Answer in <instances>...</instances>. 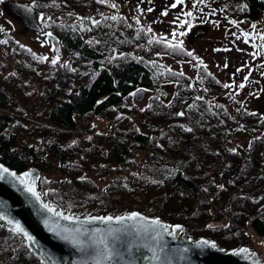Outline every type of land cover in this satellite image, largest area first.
<instances>
[{
    "label": "trees",
    "instance_id": "16d2710c",
    "mask_svg": "<svg viewBox=\"0 0 264 264\" xmlns=\"http://www.w3.org/2000/svg\"><path fill=\"white\" fill-rule=\"evenodd\" d=\"M28 1L35 2L39 10L55 12L56 29L53 32L48 23L46 27L60 35L68 56L56 65L51 63L54 74L44 76L40 98L30 102H25L22 94L11 89L10 81L0 76V159L17 169L33 162L48 169L44 151L52 153L66 174L59 179L57 188H48L44 182L46 174L41 175L39 184L43 192L54 190L47 197L59 205L67 208L71 204L70 210L118 212L137 207L171 221H184L191 234L211 235L226 245L245 242L254 246L246 227L251 225L255 233L264 235V199H261L264 198V120L260 119V112L244 106L236 113L231 112L227 101L218 97L224 80L204 63L206 70L196 66L200 62L194 64L193 75L188 70L169 67L157 58L149 59V55L166 51L180 59L193 60V56L186 55L191 51L187 47L173 52L163 43H148L162 35L149 33L147 28L141 31L143 26L129 27L124 19L105 20L102 16L97 19L101 21L99 26H93L90 21L92 34L86 38L71 21L59 18L68 9L83 10L87 0ZM244 2L248 7L242 13L247 17H257L264 9V0ZM7 35L18 46L14 49L13 44L12 52L24 51L14 35ZM132 49L140 53L135 54ZM166 83L174 87L167 100L155 92L145 103L144 111L129 114L131 107L123 100L132 97L134 89L147 86L162 90ZM198 96L203 99H195ZM183 107L185 115L176 116ZM23 111L29 113L26 127ZM95 113L110 118L109 130L88 133L80 129L71 139L78 123L87 130L95 126L92 124ZM39 115L62 128L57 132L43 128ZM187 127L193 131H185ZM258 127L263 129L262 133L247 136L244 143L238 141L235 147L229 145L231 134L244 129L254 132ZM28 133L45 134L43 144L28 141L25 137ZM50 134L53 137L47 139ZM142 147L147 152L138 171L118 170L102 186L89 173H83L84 168L94 164L102 165L103 173L112 171ZM80 176L87 179L81 181ZM78 196L84 201L78 200ZM226 215L230 219L229 228L234 229L232 234L242 229L241 240L232 241L231 233L226 240L222 228L198 232L201 223ZM3 239L11 241L4 244ZM0 264L42 263L20 235L3 225Z\"/></svg>",
    "mask_w": 264,
    "mask_h": 264
},
{
    "label": "rangeland",
    "instance_id": "374dc122",
    "mask_svg": "<svg viewBox=\"0 0 264 264\" xmlns=\"http://www.w3.org/2000/svg\"><path fill=\"white\" fill-rule=\"evenodd\" d=\"M174 2L175 0H151V2L149 0H143V2L142 0H107L105 4H100L96 0H87V5L83 10L71 12V9H68V12L64 13L59 20L68 19L78 27L86 38L92 34L88 30L90 26L89 17L98 19V17H111L113 15L122 17L124 23L128 26L132 25L133 28H138L139 26H143V29L151 27L152 33L156 36L166 35L172 38L171 33L173 31H176L177 34L180 31H185L188 34L178 38L184 41L185 48L187 47L193 52V60L180 59L166 51L156 52L154 55H149L148 58H157L169 67L188 70L193 75L195 74L194 64L202 61L218 77L224 80V84L232 85L230 88H223L218 94L219 98L227 101V106L231 112L236 113L239 107L244 106L249 110H258L261 114L259 115L260 119L264 120V39H261V36H264V9L257 17L251 18L242 13L241 5L245 4L244 0H203V3H196V0H184L182 5L172 8L171 4ZM111 3H115L117 7L112 8L110 6ZM45 5L48 6L47 4ZM149 7L153 9L152 12L147 11ZM141 9L143 10L142 12L140 11ZM165 10L168 11V15H161ZM49 11H46L45 8L37 9L39 20L43 24V29L39 30L25 24L21 17L17 13L10 11L4 2L0 3V41H4L0 42V76L2 78L6 77L10 81L11 89L22 94L25 102H30L37 97L40 98V93L44 89V76H47V74L52 76L54 74L51 59L57 54L61 60L68 56L59 34L46 35L51 30L54 32L53 28H55L53 19L55 12ZM189 11L192 12V16L183 15V13ZM41 13L44 16L43 20L40 19ZM137 18H139V23H137ZM123 19L121 20L123 21ZM233 20L237 23H231ZM47 23L51 30L46 27ZM187 24L192 25L191 29L187 27ZM253 25H255V28H253ZM244 33H248L247 38H245ZM7 34L14 35V39L23 45L24 51L17 49L16 52H12L13 44L16 46L14 49L18 46L9 40ZM54 47L56 51H54ZM107 47L109 49L110 45ZM215 49H220V51H215ZM224 49H229V51H224ZM132 51L135 54L140 53L137 49H132ZM40 56H46L48 60L40 61L37 59ZM196 57L199 60L195 59ZM225 63L228 64L227 68L224 67ZM237 69H240V71H237ZM245 77H248V79L245 80ZM241 83L245 87L240 88L239 85ZM168 88L169 90H167ZM161 89L145 86V95L142 98H137L136 96L125 97L123 102L125 101L131 107L129 114L138 115L152 93L157 92L165 99L169 98L173 89L172 85L166 83ZM182 111H184V107ZM28 116L29 113L23 111V120L26 121L24 123L25 127L29 124L28 120H26ZM38 117L42 120L43 128L47 130L51 128L57 132V129L62 128V126L46 119L44 115H39ZM92 117V124L95 125L96 129L92 125V129L87 130L78 123L73 128L70 138L74 139L80 129H84L88 133L97 129L109 130L111 123L109 117L97 113L93 114ZM8 127L11 128V125H8ZM22 129L24 130V128ZM60 132L67 133L66 131ZM262 132L263 129L259 127L254 132L244 129L238 133L231 134L228 143L231 147H235V145H238V141L244 143L247 136ZM44 135L28 133L25 137L28 141H33L40 146L44 142ZM50 137L53 136L51 134L46 136L47 139H50ZM146 152V147L137 148L135 153L129 155L125 162L112 171L103 173L101 170L102 165L94 164V166L90 165L84 168L83 173H89L102 186L111 176L116 175L114 173L118 170L120 172H127V170L138 171V167ZM44 155L46 163L50 165H46L48 169L43 170L47 177L45 179L50 181V183L46 184L48 188H57L60 182L59 179L63 178L66 172L60 167L59 159L52 153L44 151ZM77 198L80 201H84L81 196ZM229 220L226 215L219 219L205 221L199 225L198 232L202 233L205 230H210L207 225H212L213 230L222 228L220 230L222 234L226 235V240L229 233H231L232 241L241 240L242 229H237L232 234L234 229L225 227V225H228ZM3 225L6 226L5 224ZM217 225L220 226L217 227ZM246 228L251 233L252 237H250L254 246L261 250L264 257V235L255 233L251 225ZM3 240L4 244L11 241L8 239ZM12 241L17 244L15 239H12Z\"/></svg>",
    "mask_w": 264,
    "mask_h": 264
},
{
    "label": "snow or ice",
    "instance_id": "6c2138e0",
    "mask_svg": "<svg viewBox=\"0 0 264 264\" xmlns=\"http://www.w3.org/2000/svg\"><path fill=\"white\" fill-rule=\"evenodd\" d=\"M4 0H0V3H3ZM97 3L105 4L107 0H96ZM143 2V0H142ZM151 2V0H149ZM184 0H175L171 4L172 8H176L178 5H182ZM196 3H203V0H196ZM112 8H116L115 3H111ZM24 7L27 13H31L32 8L27 6ZM248 7L247 4L241 5V10H246ZM143 11L142 9L140 10ZM148 12H152L153 9L149 7ZM103 15V14H102ZM163 16L168 15V11L165 10L161 13ZM186 16H192V12L183 13ZM40 19L43 20L44 16L41 13ZM83 19V18H81ZM91 21L93 26H99L101 21L91 18H88ZM105 20L111 19L116 21L118 19H123L113 15L111 17H104ZM137 23H139V18H137ZM175 23V21H173ZM187 23V22H185ZM231 23L236 24L235 20ZM131 27V25H129ZM187 27L191 29L192 25L187 24ZM255 28V25H253ZM89 31L91 29H88ZM141 31H145L141 29ZM147 32H151V27L147 28ZM188 33L185 31H180L178 34L176 31L171 33L172 39H168L164 36H160L155 40L150 39L149 44L152 43H163L168 49L173 52L177 50L183 51L184 41L178 37H184ZM46 35L51 36L52 33H46ZM245 38H247L248 33H244ZM261 39H264V36H261ZM176 41V42H173ZM4 42V41H0ZM99 43V41H97ZM23 47V45H21ZM54 51H56L54 47ZM215 51H220V49H215ZM224 51H229V49H224ZM186 55L189 57L193 56V52L188 51ZM40 61L48 60L46 56L37 57ZM109 59H115V57H110ZM195 59L199 60L198 57ZM60 60V56L57 54L54 58L51 59V63L56 65ZM203 66L204 69H207L206 65H203V62L200 61L199 65ZM224 67L227 68L228 64L225 63ZM240 71V69H237ZM14 75V73H13ZM174 75H183V73H174ZM211 76V73H208ZM248 77H245L247 80ZM219 83V81H217ZM224 88L232 87L231 84H223ZM240 88L245 87L243 83L239 85ZM141 91L137 89V92ZM207 91V89H205ZM131 95L135 96L136 93ZM159 99V97H156ZM197 100H202L203 97H196ZM99 103V102H98ZM171 103V102H170ZM152 105H147V108H151ZM189 107H192L191 105ZM145 109H141L144 111ZM239 111V109L237 110ZM178 117H183L185 115L184 111H179L175 113ZM250 115H256L255 113H250ZM120 117H117L119 119ZM95 127V126H93ZM183 127V125H181ZM187 132H192L191 127L184 129ZM139 131V129H137ZM87 139L91 140V137ZM259 139V138H257ZM73 144H76L77 141H73ZM162 147V145H159ZM251 142L249 143V148H251ZM229 151L235 153L236 149H229ZM177 171H179L177 169ZM38 175H34L33 171L29 170L23 173L18 174L15 171L10 170L8 167H5L4 164L0 163V182L11 185V187L17 189L18 191L25 194L28 204L32 207L34 214L37 215L44 228L55 234L59 239L67 241L70 245L74 247L77 253L80 255V259L74 264H172L174 259L186 260L187 253L190 252V249L187 247L184 248H170L168 242L165 240V236L171 237L173 240L177 238L178 233H183L184 228L180 224L168 225L160 220V218H148L142 216L139 212H129L122 215H107V216H76L70 212L72 207L71 204L67 206L68 211L59 210L57 207L53 206L52 203L45 202L42 196H47L50 191L49 189L43 194L37 191L36 181L39 180ZM78 179L81 181L87 179L86 176H80ZM45 183H50V181L45 180ZM156 183V181H153ZM162 183V181L160 182ZM125 187H127L125 185ZM219 188H224V185H218ZM204 191H207L205 188ZM183 195V193H181ZM264 199V198H261ZM0 221H6L8 225H11V231L15 234L22 235L28 242V247L34 249L38 255L43 257L42 264H58L50 253L46 249H43L39 246V241L37 238L32 235L21 223L20 220L15 219L12 216V210L8 205L6 200L0 198ZM61 221H67L71 224L76 225L74 228H69L67 226H62ZM97 223L105 225L106 227H96ZM88 225H93L92 227H87ZM113 225H117L114 227ZM0 227H3L0 224ZM208 228H212V225H207ZM229 227V225H225ZM191 239V238H189ZM194 247L203 253L206 249H215L220 252H225L223 248H218L215 241L201 238L193 242ZM232 255H241L246 260H250L251 264H260L257 254L255 252H250L246 247H241L234 249L231 252Z\"/></svg>",
    "mask_w": 264,
    "mask_h": 264
},
{
    "label": "water",
    "instance_id": "95a60500",
    "mask_svg": "<svg viewBox=\"0 0 264 264\" xmlns=\"http://www.w3.org/2000/svg\"><path fill=\"white\" fill-rule=\"evenodd\" d=\"M4 3L8 6V8L11 11H14V13H17L25 24H27L30 27H36L38 29H42V25L38 20L37 12L35 5L29 2L25 1H19V0H4ZM22 6L31 7L32 11L31 13H27ZM141 91L137 92V89L135 90L136 96L141 98L144 96V89L139 88ZM0 163L4 164L5 167H8L10 170L17 172L18 174L26 172V171H33L34 175L40 176V168L36 165H30V167H25L21 169H17L16 167L5 163L3 160L0 159ZM36 188L37 191L43 192L40 189V186L38 184V180L36 181ZM0 198L3 200H6L8 202L9 207L12 210V216L15 217V219H18L21 221L23 226L32 234L34 235L37 240L39 241V246L43 249H46L48 253L52 255V257L58 261V264H74V262L79 261L80 255L76 252L74 247L70 245L67 241L59 239L55 234L48 232L43 224L41 223L40 218L34 214V211L32 207L28 204L26 196L24 193L18 191L17 189L11 187V185L5 184L4 182H0ZM43 200L48 203H52L53 206L57 207L59 210H65L68 211L66 208H63L61 205H58L56 202L51 201L46 196H42ZM71 213L75 214L76 216H80L83 218L84 216L92 215V216H107V215H122L129 212H139L142 214V216L148 217V218H160V220L168 225H176L180 224L184 228L183 233H178L177 238L173 240L171 237L165 236V240L168 242V245L170 248H184L187 247L190 249V252L187 253V259L181 260V259H174L172 261V264H251L250 260H246L243 258V254L237 256L232 255L231 252L234 249H238L241 247H246L250 250V252H255L257 254V258L260 261V264H264V258L261 254V252L252 247L250 244L240 243L238 245H224L217 241L215 238L207 236V235H198L194 236L188 233L186 231V224L181 221H170L160 215L147 213L142 210H138L137 208H131L129 211H121L118 213H112V212H86V213H79V212H73ZM3 224H5L8 228H12L11 225H8L6 221H1ZM62 226H67L69 228H74L76 225L71 224L67 221H61L60 222ZM93 225H88L87 227H92ZM96 227H106L105 225H101L97 223L94 225ZM116 227L117 225H113ZM22 239L26 242L28 245V242L26 239L20 235ZM191 238V239H189ZM201 238L208 239L211 241H215L218 248H223L226 251L220 252L215 249H206L203 253H201L198 249L194 247V241L200 240ZM31 249V248H30ZM35 254L39 257V260L44 259L40 255L36 253L34 249H31ZM45 264L47 262L45 261ZM138 264H142V262H138Z\"/></svg>",
    "mask_w": 264,
    "mask_h": 264
}]
</instances>
